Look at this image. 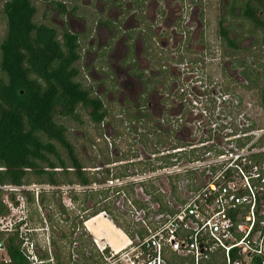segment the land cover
<instances>
[{
	"label": "rangeland",
	"instance_id": "1",
	"mask_svg": "<svg viewBox=\"0 0 264 264\" xmlns=\"http://www.w3.org/2000/svg\"><path fill=\"white\" fill-rule=\"evenodd\" d=\"M146 1L151 9L156 5V10L163 7L162 0ZM231 1L235 5L233 11L230 10ZM245 1L170 0L168 12L172 7L180 6V2L186 5V14L190 11L189 5L197 6L194 14L192 13L193 19L190 20L191 27L195 26L196 31L191 34L192 28L189 29L187 37L190 38L186 37L183 42L182 38L171 41L165 47L160 46L158 49L161 51L159 52L152 48L154 39L155 41L162 39L166 33L168 34V30L162 29L154 35L152 26L146 24L148 23L146 21L143 25L144 40H141L137 38L138 34L133 29L132 39L128 41V44L132 45L137 38L143 60L140 66L132 67V70L129 67V69L131 80L134 82L133 87L140 90L142 86L146 92L139 97L135 93L129 95L128 89L103 79L105 77L100 73L109 72L107 74L109 75L111 71H108V64L102 53L97 59L91 61L92 55L87 51L90 49L87 44L90 35L95 39L96 34L110 38L112 32L103 29L96 31L98 25L95 20L99 9L94 7L96 13L92 19L88 16L91 14L89 13L91 8L83 6L85 9L82 10L88 13V19H85L86 28H82L84 32L79 36L82 48L81 59H83L81 65L84 63L85 66L80 75L86 86L91 83L95 86L93 78H97L98 94L107 107V115L101 123L102 133L100 134L99 130L89 121L87 113L79 110L84 125L71 129L73 135L71 139L86 158L90 155L88 146L86 147L84 143L88 138L94 140L95 145H92L94 153L107 144L110 156L117 159L108 166L113 168V171L123 172L125 168L128 175L120 174L117 183L105 182L87 187L78 184L51 185L36 181L21 185L1 186L3 203L7 207V212L3 215H12L11 217L16 219L24 248L26 247L24 241L27 239L33 243L32 250L36 251L37 255V251L46 249L51 254L54 250L51 243L53 236L59 234L61 229L68 231L73 217L79 221L91 214L96 207H105L106 211L115 217L125 229L131 231L134 222L132 219V214L135 213L134 205H137L135 200L140 201L142 196L134 189L138 185L136 182L141 176L150 175L152 169L168 167L167 165L172 163L168 157L171 154L177 157L174 160L176 166H180L185 163L184 159H190L193 156L194 151L205 147L200 145H207L212 149L224 147L233 149L230 146L233 143L225 139H230L237 134L240 137L249 135V140L244 143V146H248V150L264 146V105L260 104L259 97L263 75L256 79L255 85L245 87L246 81L239 74L240 67L235 65L238 58H231L222 53V43L218 34V20H221L227 28L229 37L234 39L240 47L236 55L238 57L244 55L247 64H250L253 71L259 75L261 68L264 67V0H248L256 7V15L260 21L257 24L242 16L240 8L242 9ZM41 14L42 6L38 5V13L35 16L37 21L42 19L50 22V17H56L53 13L47 14V18L42 17ZM162 17H159V21ZM79 19V23H82ZM5 29L6 17L0 8V39ZM77 30L80 32L79 29ZM251 59L255 60V63ZM90 62L100 72H96L95 77L87 72ZM184 62L183 68H180L179 63ZM257 63L262 66L258 67ZM143 68L146 70L143 71ZM137 73L142 74L141 77H138ZM148 95L150 96V107L145 104V98ZM160 103L164 105L162 112ZM154 106L159 107L158 113L151 109ZM246 130L247 132L243 133ZM200 141H206V143L199 144ZM177 147L181 149L173 152V149ZM244 151H246L245 147H243ZM151 152L155 153L154 156H151ZM100 157L97 156V164H100ZM143 172H145L144 175H141ZM185 176V174L181 175L180 179ZM151 177V182L156 183L155 187L166 198V194L158 188V186H164L168 190L166 174L159 172ZM198 179H200L199 176ZM126 183H132L131 187L125 185ZM116 186L123 188L116 191ZM93 188L100 189V193L94 195L91 191ZM99 214L103 218V213ZM87 221H84V224ZM106 221L109 223L107 219ZM76 232L79 235L77 236L79 242L75 246L79 247L80 254L76 257L77 262L75 263L98 264L99 261L94 262V259L84 258L85 251L94 254L95 249L81 226ZM121 237H123L122 234ZM113 240L115 247L121 245L120 236L113 237ZM63 245L67 251V241H64ZM100 245L108 246L110 250L109 245ZM70 247H72V242ZM96 247L99 249L98 246ZM37 255H35V260H37ZM52 261L54 263L55 259Z\"/></svg>",
	"mask_w": 264,
	"mask_h": 264
},
{
	"label": "trees",
	"instance_id": "2",
	"mask_svg": "<svg viewBox=\"0 0 264 264\" xmlns=\"http://www.w3.org/2000/svg\"><path fill=\"white\" fill-rule=\"evenodd\" d=\"M230 4V10L233 11L234 2L231 1ZM240 10L242 16L254 24L260 22L256 7L248 0ZM3 12L6 29L0 39V186L36 181L51 185L78 184L87 187L105 183L120 174L128 175L125 168L123 172L113 171L108 166L117 159L110 156L107 144L94 153V140L88 138L84 143L88 146L90 155L86 158L71 139V129L84 125L79 110L87 113L89 121L100 134L101 123L107 115L103 99L84 84L80 75L81 46L77 34L64 29L59 35L55 26L37 21L36 7L30 0H7ZM218 27L222 53L238 58L235 65L240 67L239 74L246 81L245 87L255 85L256 79L263 75L259 97L260 104L264 105V67L259 75L254 72L244 55H236L240 47L229 37L221 20H218ZM251 61L255 63V60ZM260 65L262 66L257 63L258 67ZM248 136L233 140L241 146L249 140ZM97 156H101L100 164L96 163ZM251 158L255 162L264 161V150L253 152ZM177 179V175L170 177L173 191H176ZM131 184L125 185L131 187ZM140 184L146 193L152 195V199L160 202L161 210L170 209L150 179L140 181ZM115 188L120 191L123 187ZM91 191L97 195L101 190L93 188ZM135 202L143 204L142 201ZM102 211L128 236H133L134 232L140 236L146 233L145 228L137 222L128 231L105 207H96L88 216L94 217ZM6 212L0 187V215ZM87 217L79 221L73 217L68 231L61 229L59 234L53 236L51 243L54 250L51 254L48 249L37 251L38 255L33 250L34 255L38 256L37 260L32 259V254L24 248L18 225L11 232L0 231V238L10 259L7 262L0 261V264H77L72 263L70 243L74 240V231L80 226L89 235L95 249L91 257L84 254V258L103 264L104 257L84 226ZM62 239L68 243L67 251ZM77 251L79 253V248ZM103 253H109L108 246H105Z\"/></svg>",
	"mask_w": 264,
	"mask_h": 264
},
{
	"label": "built area",
	"instance_id": "3",
	"mask_svg": "<svg viewBox=\"0 0 264 264\" xmlns=\"http://www.w3.org/2000/svg\"><path fill=\"white\" fill-rule=\"evenodd\" d=\"M183 64L179 63L180 68ZM237 137L240 136L225 139L233 143V149L200 145L205 147L194 151L182 165L176 166L177 157L171 154L168 167H157L150 175L141 176L133 187L142 195L143 204L134 205L132 219L146 233L127 235L126 243L119 249L110 246L108 254L103 253L105 245H98L103 264H264V161L251 158L264 146L248 150L245 144H236L233 139ZM154 154L151 152V156ZM159 172L166 174L168 190L164 186L158 188L166 194L163 201L170 209L161 210L160 202L152 199L140 184L146 179L151 181V176ZM183 174L186 176L180 179ZM174 175L178 176L176 191L170 185ZM107 182L119 180L115 177ZM11 216L0 215V231L15 230L16 219ZM24 243L36 259L33 243L27 239ZM9 260L0 238V261Z\"/></svg>",
	"mask_w": 264,
	"mask_h": 264
},
{
	"label": "flooded vegetation",
	"instance_id": "4",
	"mask_svg": "<svg viewBox=\"0 0 264 264\" xmlns=\"http://www.w3.org/2000/svg\"><path fill=\"white\" fill-rule=\"evenodd\" d=\"M7 0H0V8L3 11L4 5ZM32 4L36 7V14L38 13V5L42 6V14L41 16L44 18H47V14L53 13L54 18L50 19V22L43 21L40 19L41 22H44L49 25L55 26L57 31L60 32L64 29H67L75 34H77L78 42L80 44V33H83L82 28H86L85 25V19H88L87 15L88 13H84L82 9H85V6H89L91 14L88 16L94 19V12L95 9H99L98 17L95 20L97 23V29H103L107 32H112V37L105 38L101 36V34H96L97 38L95 39L94 36L90 35L87 44H89L90 49L89 51L91 53V61H94V59H97L101 55V53L104 55L105 60L107 61V68L108 71H111V74L107 75L108 73H100L97 71V67L90 62V68L87 72L90 73L92 77H95V73L98 72L100 75H103L104 80L112 81L117 84V86H120L124 89H128L129 95L132 93H135L136 96L144 95L146 92L144 91L143 87L140 86L141 94L139 93V89H135L133 87V81L131 80V72L132 67L140 66L141 60L143 58L140 54V46L138 44L139 41H136L137 38H141V40H144L143 36V25L144 22L148 21V25L152 26L154 35H157L160 30L164 29L165 31L168 30V34L166 33L162 39L153 42L154 50L156 49L159 51L158 48L160 46L165 47L166 45L170 44V42H174L177 39L182 40V42L185 40V38L189 34V29L192 28L191 34L196 31V27H191L190 20L193 19L194 9L197 8V6L189 5L188 9L190 10L188 14H186V5L181 4L180 6H175L170 9L168 12V4L170 3V0H162L163 7L155 9L154 6L153 9H151V6L147 3L146 0H30ZM82 1V2H81ZM81 2V6L79 4ZM147 3V4H145ZM188 5V3H187ZM85 8H84V7ZM92 10V12H91ZM104 11V12H103ZM162 15H164L162 17ZM103 16V17H102ZM159 17H162V20L159 21ZM80 18V19H79ZM82 18V19H81ZM78 19L82 22L79 23ZM56 20V22H55ZM84 20V21H83ZM54 21V22H53ZM147 25V26H148ZM146 26V27H147ZM149 28V27H148ZM79 29L80 32H77ZM136 30L138 36L135 38L132 45L128 44V41L132 39L131 32L132 30ZM164 32V31H163ZM119 33V34H118ZM153 37V36H152ZM190 38V37H187ZM143 41L141 42V44ZM81 46V45H80ZM147 46V44H146ZM82 49V48H81ZM151 50V47H149ZM80 56L82 58V50L80 52ZM80 58V73L82 68H84V63L81 65V62L83 59ZM142 58V59H139ZM149 60H151L149 58ZM151 62V61H150ZM136 63V64H135ZM130 67V69H129ZM146 69L143 68V71ZM138 74V73H137ZM142 74H138V77H141ZM111 79V80H109ZM93 81L95 82V86L91 83L88 85V88L91 89L95 94H98V88L99 84L97 83V78H93ZM101 81V80H100ZM90 83V82H89ZM100 83V82H99ZM152 93V92H151ZM100 96V95H99ZM145 98V97H143ZM146 106L150 107V96L148 95L146 98ZM143 103V105H145ZM162 103H160L161 105ZM138 105V104H136ZM142 105V106H143ZM158 106V105H157ZM147 107V108H148ZM164 105L160 106L161 112L163 110ZM152 110H155V113L159 112V107H151ZM140 113V112H139ZM78 220V219H77ZM79 227L76 228V230ZM75 230V231H76ZM74 231V232H75ZM77 236H73L72 241V248H75L76 252L74 254L71 251V257L72 259H76V257H79V253L77 249L78 246H75L77 244ZM89 237V235L87 234ZM94 241V240H93ZM94 243V242H93ZM85 255L89 256L91 255L90 251H85ZM89 264V263H88Z\"/></svg>",
	"mask_w": 264,
	"mask_h": 264
},
{
	"label": "crops",
	"instance_id": "5",
	"mask_svg": "<svg viewBox=\"0 0 264 264\" xmlns=\"http://www.w3.org/2000/svg\"><path fill=\"white\" fill-rule=\"evenodd\" d=\"M96 216H99V217L101 216V217L98 220L93 221L92 219L94 217H96ZM96 216H94L93 218H91L90 220H88L84 224L85 228L87 227L86 230L91 234V236H92V238L94 240L95 245L98 246L100 244H108V245L114 247V244H115L114 242L115 241L113 240V237H115V236H118L119 237L120 236V238L122 240V242L121 241L120 242L123 243L122 244V246H123L126 243V241H127V234L120 227L116 226L113 223V221L108 217V215L105 214L104 212H103V218L104 219L102 218V215L101 214H98ZM88 217L86 219H88ZM106 219L109 221V223H110L111 226L106 221ZM62 230H65V229H62ZM76 234H77V232L75 231L73 233V236L76 235ZM121 234L123 235V237H121ZM124 235L126 237V240L124 239ZM62 241L64 242L65 239H62ZM120 247H121V245L120 246H116L115 249H118ZM71 251H72L73 254H74V252H76V250L74 248H72ZM32 259H34V258L32 257ZM72 261H73L72 263H75L76 260L75 259H72Z\"/></svg>",
	"mask_w": 264,
	"mask_h": 264
},
{
	"label": "bare ground",
	"instance_id": "6",
	"mask_svg": "<svg viewBox=\"0 0 264 264\" xmlns=\"http://www.w3.org/2000/svg\"><path fill=\"white\" fill-rule=\"evenodd\" d=\"M102 213H103V212H102ZM97 215H98V214H97ZM91 218H92V217H89L87 220H90ZM99 218H100L99 216H96V217H94L92 220H93V221H96V220H98ZM87 220H86V221H87ZM124 239L126 240L125 235H124ZM120 244H121V247H122V244H123V243L120 242ZM107 245H108V244H107ZM109 246H110V245H109ZM111 247H113V246H111ZM113 248L115 249V246H114ZM118 249H119V248H118Z\"/></svg>",
	"mask_w": 264,
	"mask_h": 264
}]
</instances>
